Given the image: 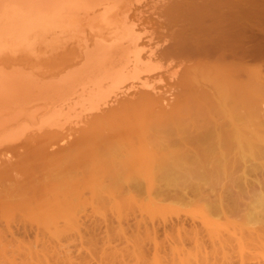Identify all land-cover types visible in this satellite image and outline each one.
Returning a JSON list of instances; mask_svg holds the SVG:
<instances>
[{"label": "bare ground", "instance_id": "obj_1", "mask_svg": "<svg viewBox=\"0 0 264 264\" xmlns=\"http://www.w3.org/2000/svg\"><path fill=\"white\" fill-rule=\"evenodd\" d=\"M206 1L154 43L143 0H0V217L48 238L0 264H264V0Z\"/></svg>", "mask_w": 264, "mask_h": 264}, {"label": "rangeland", "instance_id": "obj_2", "mask_svg": "<svg viewBox=\"0 0 264 264\" xmlns=\"http://www.w3.org/2000/svg\"><path fill=\"white\" fill-rule=\"evenodd\" d=\"M188 1H189V0H149V2H148L147 0H145V1L143 0V3H144V4H143V7H145V8H143V9L146 10V11H150V10H151L150 12H147V13H149V14H147V13H146V14H147V15H152L151 20H150L151 22H149V23H148L149 25L147 26L148 30H147V28H146V31H145L144 33L147 32L149 35H151V36H150L151 39L153 38V35H154V38H155V39H153V40L155 41L154 43H156V42H158V41H161V40H158V39H160V37H155V36H158V35H159V36H162V34L160 35V34H158V33H163V30L166 31V32L164 31V33H163V36H162L163 39L166 38V39L168 40L169 37H167V36H168V35H171L170 38H169L171 41L168 40L169 43H171V42L174 41L173 37H175V38L178 37V36L180 37V35H182L181 37L185 36L183 33L190 34V32H191V35H193V36H194V35H197V34H195V33H197L198 30H197V31L195 30L196 32H195V31H192V30H193V26L191 27L190 25H191V24L194 25V24H196V23L198 22V20L196 19V16H197L196 13L198 12V11H197L198 6H203V5H204V4H201V2L203 3V0H194V1L200 2V3H198L199 5L197 4V2L194 3V4H192L191 2H192L193 0H191V1H189V2H188ZM194 1H193V2H194ZM205 1H206V0H205ZM207 1L209 2V0H207ZM207 1H206V2H207ZM212 1H214V0H212ZM212 1H210V5H213L214 2H217V3H218L217 0H215L214 2H212ZM233 1H234V2H233ZM233 1H232V0H228V1H227V3L232 2V3H230V4H231L230 6H229L227 3H226V4H225V3H224V4L221 3V4L225 5V6H227V7H226L227 9L230 8L228 12H230V10H231V12H230L231 14H232L233 12H239V11H240L239 7H242L243 4L246 3V2H245V3H241V6H238V5H239V2H241L242 0H233ZM146 2H147V3H146ZM211 2H212V3H211ZM219 2H224V0H219ZM152 3H153V4H152ZM187 3H191L192 7H195L194 5H196L197 9L194 8L195 10H193V8L190 7V5L187 4ZM204 3H205V2H204ZM217 3H214V4H217ZM234 3L237 5V7H236V5L234 6V7H236V9L232 8V7H233L232 4H234ZM150 4H151V6H150ZM140 5H141V4H140ZM145 5H146V6H145ZM207 5H209V3L206 4V5H204V6H207ZM217 5L219 6L220 3H218ZM223 5H222V6H223ZM218 6H216V5H215V6H214V5L212 6V8H213V7H214V9L216 8V12L214 11L216 14H215L214 12H212L214 9H213V10L210 9L211 7L208 8V9L211 10L212 14H213V13L215 14V15H213V18H214V16H215V17L218 16V15H217V13H218L217 11H219L220 14L223 13L224 15H228V14H230V13H228V12L225 10V9H226L225 6H224V7H221V6H220V8H225L224 10H222V9H218V8H217ZM136 7H138V5H136ZM136 7H135V8H136ZM139 7H142V5L139 6ZM148 7H149V8H148ZM150 7H151V8H150ZM189 7H190V8H189ZM191 8H192V10H190ZM200 8H201V7H199V9H200ZM237 8L239 9V11L237 10ZM148 9H149V10H148ZM184 9H185V14H186L187 16L190 14L189 17H192V16H193V15H192L193 12L191 13V11H195V12H196V13H194V16H195V17H194V18H193V17H192V18H189V17H185V16H183V15H185V14L183 13ZM208 9H206V12L211 13L210 10H208ZM217 9H218V10H217ZM169 10H170V11H169ZM187 10H189V11H187ZM207 10H208V11H207ZM233 10H234V11H233ZM236 10H237V11H236ZM224 11H226L227 13L224 12ZM189 12H190V13H189ZM225 13H226V14H225ZM153 14H154V15H153ZM207 14H208V13H207ZM223 14H221V15H223ZM233 14H234V13H233ZM235 14H236V13H235ZM191 15H192V16H191ZM209 15H210V14H209ZM182 16H183V17H182ZM206 16H207V15H206ZM211 16H212V15H211ZM181 17H182V18H181ZM207 17H208V16H207ZM207 17H205V18H207ZM229 17H230V16H229ZM171 18H172V19H171ZM187 18H188V20H189V19H190V20L187 21V24H185L186 22H184L183 20H187ZM209 18H211V17H209ZM226 18H227V17H226ZM178 19H179V20H178ZM196 21H197V22H196ZM224 21H225V19L223 20V22H224ZM194 22H195V23H194ZM225 22H227V21H225ZM225 22H224V23H225ZM172 23H173V24H172ZM189 23H190V24H189ZM170 24H171V25H170ZM177 24H179V25L181 26L182 29H181V31H180V29H179V34H178L177 31H175V32H177V33H176L177 35H176L175 33H173L174 30H173L172 28L174 27V29L176 30V28H178V27H176V26H178ZM187 25H188V26H187ZM210 25H211V23L206 24V26H210ZM204 27H205V26H204ZM161 28H162L163 30H162ZM170 28L173 30V31L171 30L172 32H171L170 30H168V29H170ZM152 29H153L154 31H153ZM161 30H162V31H161ZM184 31H185V32H184ZM202 31H203V30L201 29V33H200V34H202ZM154 32H155V33H154ZM182 32H183V33H182ZM194 32H195V33H194ZM199 32H200V31H198V33H199ZM167 33H168V34H167ZM180 33H181V34H180ZM148 34H146V36H147ZM164 34L167 35V36H165ZM200 34H199V35H200ZM174 35H175V36H174ZM164 36H165V37H164ZM172 36H173V37H172ZM161 39H162V38H161ZM163 39H162V41L166 40V39H164V40H163ZM156 40H157V41H156ZM161 43H162V42H161ZM169 62H170V61H169ZM175 62H178V63H175ZM180 62H181V61H179L178 59H176L175 61H172V64L174 63L172 66H175V65H177V64H180ZM168 65H169V63H166V66H168ZM181 71H183V69H181ZM181 73H182V72H181ZM181 73H179L178 76L174 77V80H172V81H175V79L177 78L176 80L179 81V79H180L181 82H180V81H179V82H178V81L175 82L176 85H177V83H179V84L177 85V87H179V88H177V87L175 86V84H174L171 80L168 82V85H171V84H172V86H173V87H172V86H170V87L168 86V87H169V88H175V89L177 90V92L179 91V92H178L179 94L176 93V92H174L175 89L165 88V90H170V91L174 92V93H173L174 95H173L172 92L167 91L168 94H171V95H168V96L166 97L167 103H166V100L163 101L164 104H165V106L167 105V107H168V104H169L170 102H172V99L175 100L176 98L178 99L179 97L183 98V94H184V92H183L184 88H183V87H184V85H185L186 83H185V77L182 78L184 75H183V74L181 75ZM179 75L182 76V77H179ZM163 82H164V83H163ZM157 83H160V84H158V86H160V87H165L166 84H167V82H166L165 80H163L162 82H158V81H157ZM183 83H184V85H183ZM181 85H182V87H181ZM185 86H186V85H185ZM181 88H183V89L181 90ZM173 90H174V91H173ZM163 91H164V90H163ZM180 93H183V94L181 95ZM164 95L166 96L167 93L164 92V94H163V98H165ZM179 95H180V96H179ZM171 96H172V97H171ZM175 97H176V98H175ZM171 98H172V99H171ZM181 98H180V99H181ZM169 99H170L171 101H170ZM180 99H179V100H180ZM163 100H164V99H163ZM168 100H169V102H168ZM170 108H171V107H169V109H170ZM155 110H157V109H155ZM85 119L87 120L88 118H85ZM85 119H84V118L82 119V121L84 120L85 122L83 121V123H82V122L80 123L81 126L83 125V127H85V125H88V124H89V120H88V123H86L87 121H86ZM80 124H75V125L73 126L75 130L73 129V127L71 128L72 130L70 131V132H71L70 135H71V134H72V135L74 134V135H73V137H72V135H71L72 138H71L70 140H69V138H68V140H67L68 143H67V144H66V143H63V145H64V144L68 145V144H69L74 138H77L78 140L81 139V136H82V135L80 134L79 129H81V128L83 129V127L78 126V125H80ZM75 126H78V127L76 128ZM79 127H81V128H79ZM78 128H79V129H78ZM86 128H87V126H86ZM86 128H84V129H86ZM77 129H78V131H77ZM82 129H81V131H82ZM84 129H83V130H84ZM76 131H77V135H75V134H76ZM68 132H69V131H68ZM78 132H79V134H80V138H79V134H78ZM82 132H83V131H82ZM83 135H84V134H83ZM77 136H78V137H77ZM69 137H70V136H69ZM90 208H91V207H90ZM90 212H91V211H90ZM90 212H89V213H90ZM91 213H94V212H91ZM93 215H94V217H95L96 219L93 217ZM98 215H99V214H98ZM181 215H183V213H181ZM88 216L90 217V214H89ZM102 216H103V215H102ZM102 216H100V217H102ZM89 217H88V219H87V218L85 219V222H86V223H89V225H91V223L93 224V222L96 221V222L94 223V224L97 223V225H98V226L96 225V230H97V227H100L99 231H100V232H103V226H102V225H104V229H106L105 226H106L107 222H106V224H102V225H100L99 221L102 222V220H100V217H98L99 219L97 218V214H96V213H95V214H92V216H91L92 219H90L91 217H90V218H89ZM103 217H108V216H103ZM177 217H178V215H174V216L168 217V221H167V223L169 222V224H171V223H174V222H176V221H178V220H180V219H182V218H183L182 220H184V217H185V219H186V218L188 219V217L186 216V214H185V216H183L182 218L178 217V218H180V219H177ZM0 218H1V217H0ZM93 218H94V219H93ZM108 218L112 219V221H113V222H112V221H109V222L111 223L110 226H114V224L117 226V224H118L117 222H118V221H117V222L115 221V223H114V219H113V217L111 218V217L109 216ZM108 218H106V219H108ZM131 218H132V217H131ZM102 219H103V218H102ZM110 219H108V220H110ZM187 219H186V220H187ZM1 220H2L3 222H2ZM124 220H125V219H124ZM126 220H127V219H126ZM129 220H130V218H129ZM129 220H128V222L131 221V220H130V221H129ZM147 220H148L147 218H146V220H145V218H144V221H143V222L146 221L145 224L148 223L147 225H150V224H151L150 221H147ZM186 220H185V225H186V226H187L188 224H191V225H192L191 220L189 221L190 223H189V222H186ZM134 221H135V220H132L131 223H133ZM187 221H188V220H187ZM4 222H5V223H4ZM126 222H127V221H123V224H126ZM128 222H127V223H128ZM1 223H2L3 225H2ZM6 223H8L9 225L6 224ZM11 223H12V224H11ZM11 223H10V222H7V221H6L5 219H3V218L0 219V225H1V226H0V227H1V228H0V230H1V231H0V234H1V235H4V237H2L3 239L6 237V238L4 239V241H5L8 245H9V244L14 245L13 243H14V242L17 243L18 241H19V242H20V241H21V242H25L26 244H31V243H33V242L35 243V241H36V236L38 235V234H37V231H33V230L31 231V230L28 229V227L26 228V229H28L27 231L24 230L25 227L23 226V224H19L20 221H18V220H16V219H15V220L13 219V221H12ZM17 223H18V224H17ZM86 223H85V224H86ZM98 223H99V224H98ZM103 223H104V222H103ZM187 223H188V224H187ZM94 224L91 225L92 227L90 226L92 230L90 229V227H88V225H86V226H84V227H85V228L88 227V228L90 229L89 231L92 232V231H94V229H95V227L93 228ZM108 224H109V223H108ZM108 224H107V225H108ZM112 224H113V225H112ZM3 226H4V227H3ZM11 226H12V227H11ZM14 226H16V228H15ZM101 226H102V227H101ZM127 226H128V227H129V226H132V227H133V225H131V224H130V225H129V224H126L125 227H127ZM6 227H7V228H6ZM21 227H22L23 229H20ZM84 227H83V228H84ZM132 227L129 228L130 230H128V232H131ZM187 227H188V226H187ZM2 228H3L4 230H3ZM10 228H11L12 230H11ZM189 228H190V227H188V229H189ZM5 229H6V231H5ZM17 229H19V230L17 231ZM126 229H127V228H126ZM8 230H9V231H8ZM87 230H88V229H86V231H87ZM161 230H162V229H161ZM161 230H157V232L159 231V232H158V235L160 234V236L163 235V231H161ZM3 231H5V232H7V233H5V232H3ZM15 231H16V232H15ZM25 231H26V232H25ZM105 231H107V230H105ZM105 231H104V232H105ZM160 231H161V233H160ZM9 232H11V234H13V233L15 232V234L12 236ZM12 232H13V233H12ZM19 232H20V233H19ZM100 232H99V233H100ZM104 232H103V233H104ZM34 233H35V234H34ZM103 233H102V234H103ZM167 233H169V232H167ZM170 233H171V232H170ZM9 234H10V237H9ZM1 235H0V237H1ZM6 235H7L8 237H7ZM15 236H16V237H15ZM23 236H24V237H23ZM42 236H43V235H42ZM42 236H41V237H42ZM14 237H15V239H14ZM26 237H27V238H26ZM37 237H38V239L41 238V237H39V236H37ZM43 237L45 238V236H43ZM101 237H102V235L98 236V238H101ZM10 238H11V239H10ZM20 238H22V239H20ZM23 238H24V239H23ZM44 238H43V240H44ZM204 238H205V237H204ZM16 239H17V241H16ZM18 239H19V240H18ZM38 239H37V240H38ZM45 239H48V238L46 237ZM162 239H163V238H160L161 241H162ZM205 239H206V240H205ZM205 239H203L204 242L206 241L205 243H208V242H207V241H208V240H207V237H206ZM10 240H11L12 242H11ZM23 240H24V241H23ZM32 240H33V241H32ZM7 241H8V242H7ZM39 242H40V241H39ZM6 243H5V244H6ZM67 243H68V242L65 241L64 244L68 245ZM7 244H6V245H7ZM116 245H119V243L117 242ZM207 246H208V245H207ZM8 247H9V246H8ZM73 252H76V253H77L78 250L75 251V249H74ZM76 253H75L74 255H79V254H80V253H77V254H76ZM230 256L234 257V258L230 259V261H231L230 263H231V264H233V263H234V264H240V263H239V260H238V257H236V255L234 256V254L231 253ZM75 257H77V256H75ZM235 257H236L237 259H235ZM234 259H235V260H234ZM232 260H233V261H232ZM0 261H1V260H0ZM214 261H216V260H214ZM214 261H211L209 264H211L212 262H213V264H217V263H219L218 260H217L215 263H214ZM252 261H254V260H252ZM232 262H233V263H232ZM248 262H249V261H247V263H248ZM255 262H258V261H255ZM220 263H221V262H220ZM220 263H219V264H220ZM250 263L255 264L254 262H249L248 264H250ZM221 264H222V263H221ZM256 264H257V263H256Z\"/></svg>", "mask_w": 264, "mask_h": 264}]
</instances>
